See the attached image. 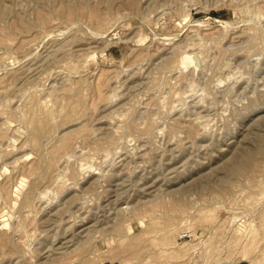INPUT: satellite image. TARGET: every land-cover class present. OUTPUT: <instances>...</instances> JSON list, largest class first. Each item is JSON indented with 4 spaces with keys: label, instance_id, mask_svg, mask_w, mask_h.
<instances>
[{
    "label": "rangeland",
    "instance_id": "rangeland-1",
    "mask_svg": "<svg viewBox=\"0 0 264 264\" xmlns=\"http://www.w3.org/2000/svg\"><path fill=\"white\" fill-rule=\"evenodd\" d=\"M0 264H264V0H0Z\"/></svg>",
    "mask_w": 264,
    "mask_h": 264
},
{
    "label": "bare ground",
    "instance_id": "bare-ground-1",
    "mask_svg": "<svg viewBox=\"0 0 264 264\" xmlns=\"http://www.w3.org/2000/svg\"><path fill=\"white\" fill-rule=\"evenodd\" d=\"M222 82V81H221ZM36 128V127H35ZM64 143V142H63ZM250 160H248V158H242V159H240V160H238V162H236L235 163V165H234V167H235V169H237V168H239V167H244V166H246L247 164H248V162H249ZM40 163V162H39ZM27 166V165H26ZM40 166V164L38 165V167ZM83 166V165H82ZM36 165L35 166H31V167H29V169L31 168V170L33 171V172H35L36 170ZM38 167H37V169H38ZM84 167V166H83ZM89 167V166H88ZM32 174V173H31ZM66 175V174H65ZM38 177V176H37Z\"/></svg>",
    "mask_w": 264,
    "mask_h": 264
},
{
    "label": "water",
    "instance_id": "water-1",
    "mask_svg": "<svg viewBox=\"0 0 264 264\" xmlns=\"http://www.w3.org/2000/svg\"><path fill=\"white\" fill-rule=\"evenodd\" d=\"M195 64H198V61Z\"/></svg>",
    "mask_w": 264,
    "mask_h": 264
}]
</instances>
